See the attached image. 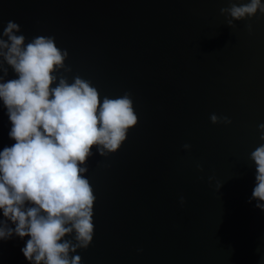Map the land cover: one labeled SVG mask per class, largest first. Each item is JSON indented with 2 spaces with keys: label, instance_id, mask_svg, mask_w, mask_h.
<instances>
[{
  "label": "water",
  "instance_id": "1",
  "mask_svg": "<svg viewBox=\"0 0 264 264\" xmlns=\"http://www.w3.org/2000/svg\"><path fill=\"white\" fill-rule=\"evenodd\" d=\"M229 6L0 0V33L11 20L26 43L55 37L69 53V82L91 81L101 100L130 93L138 116L119 151L94 149L87 163L95 232L88 249L72 254L82 264H264V211L249 203L250 153L264 144V13L231 28L220 13ZM8 78H16L11 68ZM213 113L232 123L213 124ZM10 127L0 101V150L14 143ZM27 239L0 240V264H30Z\"/></svg>",
  "mask_w": 264,
  "mask_h": 264
},
{
  "label": "clouds",
  "instance_id": "2",
  "mask_svg": "<svg viewBox=\"0 0 264 264\" xmlns=\"http://www.w3.org/2000/svg\"><path fill=\"white\" fill-rule=\"evenodd\" d=\"M229 4L220 13L231 28L234 21L264 13L262 0ZM247 27L251 32L252 25ZM18 33L20 24L11 20L0 33V101L14 141L0 150V240L30 237L21 249L30 264H82V257L72 254L88 249L95 232L96 196L85 175L87 163L94 149L105 157L119 151L138 116L130 93L101 100L91 81L77 75L69 82L63 74L72 71L65 63L69 53L55 37L26 43ZM9 68L16 78H8ZM210 120L232 123L215 113ZM258 130L264 141V123ZM191 147L183 145L186 151ZM250 159L256 183L249 203L256 200L255 207L264 211V144ZM197 168L203 171L202 164Z\"/></svg>",
  "mask_w": 264,
  "mask_h": 264
}]
</instances>
